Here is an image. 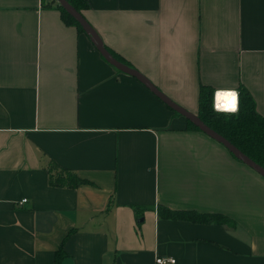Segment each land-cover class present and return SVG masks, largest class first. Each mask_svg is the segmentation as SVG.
<instances>
[{"label": "crops", "instance_id": "0c3cea01", "mask_svg": "<svg viewBox=\"0 0 264 264\" xmlns=\"http://www.w3.org/2000/svg\"><path fill=\"white\" fill-rule=\"evenodd\" d=\"M87 2L104 45L182 108L244 86L264 117V0ZM188 126L57 0H0V264H264V176ZM64 171L84 182L56 185Z\"/></svg>", "mask_w": 264, "mask_h": 264}, {"label": "trees", "instance_id": "16d2710c", "mask_svg": "<svg viewBox=\"0 0 264 264\" xmlns=\"http://www.w3.org/2000/svg\"><path fill=\"white\" fill-rule=\"evenodd\" d=\"M68 1L80 12L88 6L87 0ZM58 8L60 9L62 17L66 23L76 25L80 31L86 32L79 21L59 2ZM106 48L114 58L133 67L132 64L118 55L115 51L107 46ZM214 93L215 90L211 87L205 85L201 86L198 116L208 127L222 135L249 158L264 168V117L257 111L252 95L244 86H241L239 91V110L235 113H227L219 112L214 109ZM178 114L181 115L180 113ZM187 120L189 128L200 130L194 122L188 118ZM64 172L65 175L57 177L55 181L56 185H70L76 187L84 182V180L76 176V174H72L68 171ZM159 214L170 219H184L197 223H235L228 216L221 213H202L196 210H177L166 206H161L159 208Z\"/></svg>", "mask_w": 264, "mask_h": 264}, {"label": "water", "instance_id": "95a60500", "mask_svg": "<svg viewBox=\"0 0 264 264\" xmlns=\"http://www.w3.org/2000/svg\"><path fill=\"white\" fill-rule=\"evenodd\" d=\"M61 5H63L67 11L75 17L81 26L84 28V30L94 39L97 48L99 49L100 53L103 55V57L111 63L113 66H115L120 71L130 74L132 76H135L139 80L143 81L148 85V87L157 94L167 105H169L172 109H174L176 112L180 113L181 115L185 116L186 118L190 119L192 122L197 125L201 131L205 132L206 134L210 135L220 143H222L225 147H227L234 155H236L242 162L246 163L253 169H255L257 172H259L261 175L264 176V168L260 166L258 163L253 161L251 158H249L246 154H244L240 149H238L236 146H234L232 143H230L226 138H224L222 135L208 127L198 116V114H194L190 111H187L186 109L182 108L180 105L175 103L174 101L167 98L155 85L141 72H139L136 68L131 67L125 63L120 62L116 58L112 56V54L107 50L106 46L104 45V42L102 41V38L97 33V31L92 27V25L87 21V19L83 16V14L78 11L74 6H72L68 0H57Z\"/></svg>", "mask_w": 264, "mask_h": 264}, {"label": "built area", "instance_id": "2783aa9c", "mask_svg": "<svg viewBox=\"0 0 264 264\" xmlns=\"http://www.w3.org/2000/svg\"><path fill=\"white\" fill-rule=\"evenodd\" d=\"M222 92H227V93H235L236 94V110L235 111H231V110H228V108H224V107H221L219 106L218 104V95L219 93H222ZM239 104H240V94L238 91H224V90H219V91H215L214 93V98H213V106H214V109L216 111H219V112H227V113H235L239 110ZM27 201V199H23L22 202H25ZM175 259L173 258H169V257H158L156 259V264H168V263H175Z\"/></svg>", "mask_w": 264, "mask_h": 264}, {"label": "snow or ice", "instance_id": "6c2138e0", "mask_svg": "<svg viewBox=\"0 0 264 264\" xmlns=\"http://www.w3.org/2000/svg\"><path fill=\"white\" fill-rule=\"evenodd\" d=\"M222 96L224 94H221ZM228 97H230L229 99V103H228V110H231V111H235L236 110V94L233 92V93H228L227 94Z\"/></svg>", "mask_w": 264, "mask_h": 264}, {"label": "bare ground", "instance_id": "6f19581e", "mask_svg": "<svg viewBox=\"0 0 264 264\" xmlns=\"http://www.w3.org/2000/svg\"><path fill=\"white\" fill-rule=\"evenodd\" d=\"M221 94H224L223 96ZM227 92H222V93H219L218 95V104L219 106L221 107H224V108H227V103H228V100L230 99V97L227 96Z\"/></svg>", "mask_w": 264, "mask_h": 264}, {"label": "clouds", "instance_id": "9594fccd", "mask_svg": "<svg viewBox=\"0 0 264 264\" xmlns=\"http://www.w3.org/2000/svg\"><path fill=\"white\" fill-rule=\"evenodd\" d=\"M228 103H229V100H228ZM228 103H227V105H226V106H228Z\"/></svg>", "mask_w": 264, "mask_h": 264}]
</instances>
